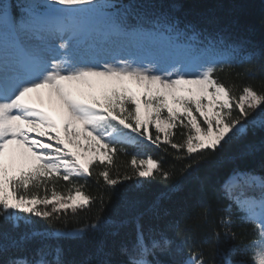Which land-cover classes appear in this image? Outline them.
I'll list each match as a JSON object with an SVG mask.
<instances>
[{"label":"snow or ice","instance_id":"6c2138e0","mask_svg":"<svg viewBox=\"0 0 264 264\" xmlns=\"http://www.w3.org/2000/svg\"><path fill=\"white\" fill-rule=\"evenodd\" d=\"M116 7L107 0H0V256L24 249L33 240L79 239L88 230L118 229L125 223L106 220L98 211L91 224L74 232L56 228L49 233L28 227L34 221L22 215L32 214L49 223L63 217L66 223L69 212L77 215L89 210L97 197L86 193L85 184L79 181L91 178L96 167L103 169L95 177L97 184L103 179L101 187L115 189L131 178L127 174L113 176L115 157L125 152L120 145L148 140L159 147L163 134V143L176 150L174 159L188 161L180 169L181 180H186L195 178L202 166L218 162L194 160V156L227 152L231 142L245 136L249 125L256 123L254 116L248 119L250 114L264 115V92L245 84L237 100L235 85H226L216 76L226 64L232 67L233 57L251 63L262 54L248 47L250 41L229 43L230 29L237 21L222 23L210 14L184 21L176 15L175 7L140 11L129 5L122 11H109ZM126 16L136 18V26L126 27L121 22ZM202 22L218 29L203 47L199 46L203 44L199 39ZM101 27L106 36L131 37L148 53L166 54L109 59L86 39ZM182 38L185 43L180 42ZM217 51L228 56L210 55ZM145 60L147 67L143 66ZM132 85L143 91L135 94ZM234 109L239 110L235 117ZM259 126L264 128V118ZM177 127L186 130L183 143L173 142ZM130 165L138 177L159 175L168 180L173 176L161 161L142 153L133 154ZM61 180L70 186L67 195L55 190ZM173 187L179 191L181 183ZM223 190L242 213L241 222L258 229L261 240L230 246L221 252V264H248L233 259L248 253L251 264H264V175L234 169ZM99 200L102 211L104 197ZM207 218L205 208L203 219ZM20 221L26 231L14 237ZM218 223L223 233L213 228L208 243L219 245L222 235L224 239L236 238L231 230V205ZM134 224L135 239L119 247L125 260L98 259L108 253L97 244L95 252L73 264H205L203 251L194 248L190 228L183 230L182 238L188 257L169 261L157 254H174L172 241L163 234L157 238L151 229L146 238L139 217ZM63 255L60 244L41 243L31 256H8L4 264H68Z\"/></svg>","mask_w":264,"mask_h":264},{"label":"trees","instance_id":"16d2710c","mask_svg":"<svg viewBox=\"0 0 264 264\" xmlns=\"http://www.w3.org/2000/svg\"><path fill=\"white\" fill-rule=\"evenodd\" d=\"M15 2L16 0H13V3ZM107 2L117 6L110 8L109 11L111 12L122 11L129 5L140 11L157 9L166 11L175 7L178 9L176 15L184 21L199 20L202 14L213 15L222 23L237 21V25L230 29L229 43L241 39L247 40L250 41L249 48L261 51L262 54L251 63H240L238 57H233L232 67L229 68L226 64L224 71L216 73V76L226 85H235L233 94L237 100L242 86L245 84H251L257 91L264 92V0H107ZM150 6H155V9ZM121 22L128 28L134 27L138 23L133 16L122 17ZM199 27L203 32V35L199 37L203 44L199 46L203 47L209 39L214 37L218 29L214 25L203 22L200 23ZM180 42L185 43L186 40L182 38ZM210 55L228 56V53L217 51ZM193 113L202 122L199 114L195 111ZM238 113L239 110L234 109L233 117ZM177 123L179 124V121ZM202 126L205 127V125ZM184 132L186 130L182 127L174 129L173 142L183 143L185 136L182 133ZM152 133L154 136V127ZM120 147H123L125 152L116 155L115 166L111 169L113 176L127 174L131 178L122 180L115 189H108L106 186L101 187L104 184L103 179L101 178L100 183L97 184L95 177L103 169L96 167L91 178L86 182L84 180L79 181L80 184H85L84 191L86 193L97 197L96 202L89 210L80 211L77 215H72L69 212L66 223L63 217L59 222L49 223L32 214L25 213L22 215L34 221L28 227L49 233L56 228H62L66 232H74L82 226L91 224L98 211L106 220L115 221L117 224L122 221L125 223L118 229L109 226L102 227V230L98 232L88 230L79 239L33 240L24 249L11 250L6 256H0V264H4L8 256H31L41 243L53 247L60 244L64 250L63 259L68 264L78 262L95 252L97 244H102L105 252L108 253V256H100L97 257L98 259L125 260L126 257L119 254V247L121 244L135 239L134 221L136 217L140 218L146 238L151 229V234L157 238L163 234L172 241L171 248L174 254L164 256L157 254V258L169 261L183 260L188 257V247L182 243L183 230L186 227L191 229L194 248L203 251L205 264H221V252L227 251L234 244H249L260 237L259 230L252 224L241 222L239 217L242 213L235 203L225 195L223 185L232 175L234 169L264 175V128L250 124L247 134L242 138L233 140L227 152L216 154L206 152L203 156H194V160L218 162L211 166H202L195 178L186 180H181L180 169L188 161L174 159L172 153H175L176 150L163 143V134H161L159 147L148 140H143L142 143L138 144L126 143ZM135 153H142L145 158L151 156L161 161L165 169L173 171L172 178L165 180L159 175L156 177L133 175L130 160ZM178 182L181 183L179 191L173 187ZM51 187L52 185H49L50 189ZM69 187L67 182L62 180L55 184V190L64 195L68 194ZM48 194H51L50 191ZM41 195H43V191H41ZM100 196L104 197L102 211L100 210ZM229 205H231L232 210L231 230L236 233V238L234 240L224 239L222 235L219 245H211L208 241L211 240L212 229L219 228L223 233L218 222ZM205 208L208 209L207 221L203 219ZM24 231H26V226L23 221H20L19 229L15 230L12 235L18 237ZM249 256L250 253L243 256L237 254L233 259H244L248 261V264H251ZM48 258L51 259L52 257L49 256ZM148 259L151 260L153 257L149 256Z\"/></svg>","mask_w":264,"mask_h":264},{"label":"rangeland","instance_id":"374dc122","mask_svg":"<svg viewBox=\"0 0 264 264\" xmlns=\"http://www.w3.org/2000/svg\"><path fill=\"white\" fill-rule=\"evenodd\" d=\"M86 39H87L88 43L95 44L98 49H100L104 53H106L109 59L112 57H115L117 60H130L132 58L141 59L143 57L148 56L149 54H152V55H165L166 54L163 52L148 53L144 48H142L140 46L139 42L134 40L133 38H131V39L120 38V37L114 36V35L106 36L104 33L99 32L94 36L87 37ZM55 43L58 45L60 43V41L57 40ZM103 62L104 61L102 60L101 63H103ZM143 66H145V67L149 66L148 60H145V63ZM132 90L137 95H139L140 92L143 91L142 88H140L136 85H132ZM203 102L205 104H207L206 99ZM193 107L195 108V105H193ZM166 114H167V112H166V110H164L163 115H166ZM253 116L255 117V120H256L255 124L256 125H259V121L262 118H264V115H262L261 112H255L252 115H250L248 119L252 120ZM185 122H187V121H185ZM205 127H206V125H205ZM260 240H261V237H259L254 242L259 243Z\"/></svg>","mask_w":264,"mask_h":264},{"label":"bare ground","instance_id":"6f19581e","mask_svg":"<svg viewBox=\"0 0 264 264\" xmlns=\"http://www.w3.org/2000/svg\"><path fill=\"white\" fill-rule=\"evenodd\" d=\"M144 5V4H143Z\"/></svg>","mask_w":264,"mask_h":264}]
</instances>
